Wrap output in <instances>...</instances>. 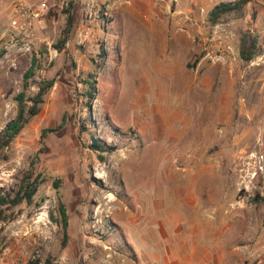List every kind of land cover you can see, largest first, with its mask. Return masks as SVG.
Listing matches in <instances>:
<instances>
[{"label": "rangeland", "instance_id": "obj_1", "mask_svg": "<svg viewBox=\"0 0 264 264\" xmlns=\"http://www.w3.org/2000/svg\"><path fill=\"white\" fill-rule=\"evenodd\" d=\"M235 1L38 0L49 10L26 51L10 45L14 0H1L0 132L32 66L27 98L55 84L0 153V196L30 170L44 179L31 205L3 208L0 264H153L156 207L160 222L196 228L191 264H264V0L210 20ZM244 33L257 40L250 61Z\"/></svg>", "mask_w": 264, "mask_h": 264}, {"label": "trees", "instance_id": "obj_2", "mask_svg": "<svg viewBox=\"0 0 264 264\" xmlns=\"http://www.w3.org/2000/svg\"><path fill=\"white\" fill-rule=\"evenodd\" d=\"M251 0H237L235 2L229 3H221L216 6L211 14L210 20L213 23H218L219 20L224 15H235L237 17H243L246 13V7ZM1 2V0H0ZM72 8V3L70 4V8L66 10L68 15L67 17V25L64 30L63 38L59 41V44L56 45V48L62 50L65 41L68 38V35L71 32V28L73 25V15L70 13V9ZM256 38L253 37L250 33H244L242 36V48H241V57L246 61L252 60L256 54ZM4 54V51L0 53V56ZM34 75V66L25 74V84H24V92L20 93L16 99L18 101L19 110L17 117L10 121L6 127L0 132V153L11 146V144L15 141V139L21 134L22 130L29 123V121L40 114L41 106L44 103V97L54 87L55 79L49 81H43L38 84V92L33 96L27 98L26 91L29 89L28 81ZM89 99L92 100L94 94L89 93ZM91 101H89L90 103ZM31 103V105H28ZM66 118L64 117L62 120L59 129L65 125ZM57 129H44L42 133V137L45 139L50 132H53ZM90 148L95 152L103 153L105 152L104 147L99 143L98 139L92 137V142ZM112 150V148H110ZM44 183V179L40 173H35L34 170H30L21 180L18 191L15 193L14 197L11 195L0 196V218L3 213V208L6 207H17L21 204L31 205L34 201V197L39 191V188ZM58 186V183H57ZM61 217H62V225L64 229V239H63V247L67 246L69 235V216L67 214V210L64 205L61 206ZM1 220V219H0Z\"/></svg>", "mask_w": 264, "mask_h": 264}, {"label": "crops", "instance_id": "obj_3", "mask_svg": "<svg viewBox=\"0 0 264 264\" xmlns=\"http://www.w3.org/2000/svg\"><path fill=\"white\" fill-rule=\"evenodd\" d=\"M26 2L33 7L41 4L38 3V0H26ZM40 28H42L41 23L37 25V31H40ZM159 210L156 207V213H158L156 214V218L154 216L149 217V219H154V222H151L149 227L154 226L155 228H152L145 234V238L149 244L154 245L152 249L153 264H191V261L195 260L196 246L194 238L196 228L193 229V232H188L187 229L183 228V221L179 218L171 221L162 219V222H160L161 216H159ZM142 213L146 215V210ZM149 227L147 225L146 229H149ZM143 229H145V225ZM191 233H193V244H191L189 236ZM162 245L167 246V249L160 248Z\"/></svg>", "mask_w": 264, "mask_h": 264}, {"label": "built area", "instance_id": "obj_4", "mask_svg": "<svg viewBox=\"0 0 264 264\" xmlns=\"http://www.w3.org/2000/svg\"><path fill=\"white\" fill-rule=\"evenodd\" d=\"M94 2L95 0H89L87 3L89 9L93 8ZM64 4L67 5L68 2L64 1ZM12 10L13 17L10 25L14 33L10 45L20 42L22 50L31 51L38 40L37 25L43 22L45 12L49 10L48 4L43 2L33 7L25 0H14ZM193 24V21L188 19L183 26L186 28Z\"/></svg>", "mask_w": 264, "mask_h": 264}, {"label": "bare ground", "instance_id": "obj_5", "mask_svg": "<svg viewBox=\"0 0 264 264\" xmlns=\"http://www.w3.org/2000/svg\"><path fill=\"white\" fill-rule=\"evenodd\" d=\"M168 118H169V117H168ZM161 120H162V118H161ZM165 121H166V120H165ZM165 121H164V122H165ZM165 126H167V125H165ZM163 127H164V126H163ZM164 128H165V127H164ZM163 131H164V129H163ZM98 177H99V176H98Z\"/></svg>", "mask_w": 264, "mask_h": 264}]
</instances>
